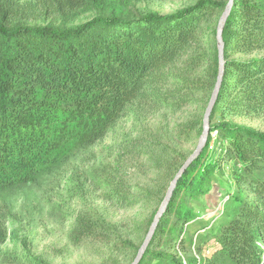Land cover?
<instances>
[{"label":"trees","instance_id":"1","mask_svg":"<svg viewBox=\"0 0 264 264\" xmlns=\"http://www.w3.org/2000/svg\"><path fill=\"white\" fill-rule=\"evenodd\" d=\"M19 1L2 0L0 7V199L103 139L127 110L207 106L219 75L216 28L229 0H197L171 15L137 18L117 16L111 5L109 16L72 28H9L29 7ZM40 3L59 14L87 5L101 10L105 4ZM221 37L224 73L206 144L178 179L138 264H264V132L226 121L264 117V0H233ZM202 118L180 126L178 138L194 134L197 142ZM192 152L166 154L168 183ZM225 163L233 189L222 206V221L190 234L198 217L193 203L209 194ZM105 195L120 206L130 197L112 184ZM163 198L136 245L93 213L75 218L71 237L131 250V264ZM9 219L0 202V245L8 240ZM1 263L45 264L29 252L0 253Z\"/></svg>","mask_w":264,"mask_h":264},{"label":"rangeland","instance_id":"2","mask_svg":"<svg viewBox=\"0 0 264 264\" xmlns=\"http://www.w3.org/2000/svg\"><path fill=\"white\" fill-rule=\"evenodd\" d=\"M196 1L104 0L101 10L87 5L76 13L59 14L42 7L40 0H20L23 8L29 7L9 23V28H72L98 16H109L111 5L122 18H137L145 13L167 16ZM1 4L2 0L0 7ZM140 108L143 107L127 110L103 139L43 173L33 184L3 194L0 202L9 210L11 219L7 223L9 237L0 245V253L29 252L45 264L128 263L131 250H109L110 246L76 242L70 234L71 223L82 213L96 214L136 245L158 199L165 196L171 183L167 182L168 171L162 160L173 151L181 155L192 152L197 143L194 134L179 139L178 130L202 118L206 107L197 102L180 110ZM226 121L264 132V117ZM228 169L230 164L225 163L222 176L215 179L209 194L193 203L198 217L190 234H195L197 226L206 231L222 221V206L233 189ZM111 184L132 200L127 197L124 206L108 201L105 193ZM146 196L150 199L144 200ZM210 252L211 249L203 250L202 254L208 256Z\"/></svg>","mask_w":264,"mask_h":264},{"label":"water","instance_id":"3","mask_svg":"<svg viewBox=\"0 0 264 264\" xmlns=\"http://www.w3.org/2000/svg\"><path fill=\"white\" fill-rule=\"evenodd\" d=\"M232 3L233 0H229L224 11L222 12L219 20H218V24H217V28H216V43H217V58H218V63H219V75H218V80L214 86V89L212 91L211 97L208 101V104L205 108L204 114H203V118H202V133L200 134L196 147L194 149V151L192 152V154L186 159V161L184 162V164L181 166V168L178 170V172L176 173V175L174 176V178L172 179L167 192L162 200V203L160 205V207L158 208L157 213L155 214L152 223L148 229V232L141 244V246L139 247L137 254L135 256V258L133 259V261L131 262V264H138L140 259L142 258L155 230L157 227V224L160 220V218L163 216L166 207L170 201V198L175 190L176 187V183L178 181V179L181 177V175L183 174V172L186 170V168L194 161V159H196V157L200 154V152L203 150L206 141H207V137L209 134V128H210V114L212 111V108L214 106L215 103V99L217 98L218 95V91H219V85H220V80L222 78V75L224 73V48H223V42H222V31H223V27L224 24L226 22V19L230 13L231 7H232Z\"/></svg>","mask_w":264,"mask_h":264},{"label":"built area","instance_id":"4","mask_svg":"<svg viewBox=\"0 0 264 264\" xmlns=\"http://www.w3.org/2000/svg\"><path fill=\"white\" fill-rule=\"evenodd\" d=\"M215 135H216V133L214 132V133H212V134H210V136H211V138L212 139H214L215 138Z\"/></svg>","mask_w":264,"mask_h":264}]
</instances>
